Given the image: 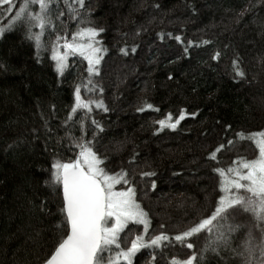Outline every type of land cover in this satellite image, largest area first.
Wrapping results in <instances>:
<instances>
[{
	"label": "trees",
	"instance_id": "1",
	"mask_svg": "<svg viewBox=\"0 0 264 264\" xmlns=\"http://www.w3.org/2000/svg\"><path fill=\"white\" fill-rule=\"evenodd\" d=\"M13 5H0V264H43L64 237L62 186L54 190L47 182L54 162L78 158L82 118L84 139L92 141L102 167L110 175L128 172L131 184L120 186H134L148 214L146 236L143 225L130 224L122 247L136 235L174 237L208 218L223 195L215 169L258 156L247 136L264 131V0H85L80 11L103 29L99 75L91 77L78 54L59 75L51 50L38 52L26 26L14 22L21 0ZM74 9L76 0L56 5L65 13L57 28L69 41L82 27ZM33 10L38 6L30 5ZM89 78L91 92L83 87ZM77 86L84 99L102 100L108 110L93 104L91 113L80 110L69 121ZM182 111L175 130L157 123ZM221 145L217 160L209 159ZM221 223L235 231H226L229 242L218 241L216 251L207 247L216 240L213 227L187 241L193 249L145 248L133 264H170L194 253L198 264H244L237 253L245 247L258 259L264 224L242 210Z\"/></svg>",
	"mask_w": 264,
	"mask_h": 264
},
{
	"label": "snow or ice",
	"instance_id": "2",
	"mask_svg": "<svg viewBox=\"0 0 264 264\" xmlns=\"http://www.w3.org/2000/svg\"><path fill=\"white\" fill-rule=\"evenodd\" d=\"M21 2L22 6H19L18 11L14 13V22H20L26 26L28 39L35 42L38 52L44 47L51 50V59L55 61V71L59 75L63 76L68 68L69 56L76 54L87 61V72L90 77L99 75L98 66L103 58L104 49L97 37L103 29L91 26L86 12L80 11L84 9L85 0H76L79 9H74V12H76L77 22L82 27L73 34L71 41L67 34H61V29L57 28L56 21L65 14L56 10L59 0H21ZM0 5L16 7L13 5V0H0ZM30 5L38 6L39 11H29ZM33 28H38L39 31L33 32ZM2 32L3 29H0V33ZM48 35L53 36L54 39L48 41ZM175 39L181 38L175 37ZM213 59L219 60L220 53H215ZM236 75L244 77L245 74L237 67ZM91 84L92 80L89 78L83 87L91 92L94 90L90 87ZM74 95L75 104L68 117L69 121L80 110H84L86 114L91 113L93 104L96 108L108 110L102 100L84 99L81 86L75 88ZM146 107L152 109L153 105L147 104ZM139 110L144 111V108ZM155 110L158 111V109ZM185 115L186 113L182 111L173 121L169 113L166 120H159L157 123L161 129L167 127L175 130L180 121L185 119ZM79 122L83 142L75 145L79 149L78 158L67 163L54 162L47 182L54 190L57 186H62L65 234L58 241L54 254L46 261V264H133V257L145 248L163 249L165 246L177 244L193 249L194 244L187 241L204 231L212 233L213 227L216 228V240L211 241L207 247L216 251L215 245L218 241H223L225 244L229 242L226 231L228 233L235 231L232 225H228L225 231L221 222L226 221L237 210L253 214L258 222L264 224V131L247 136L258 150L256 158H238L233 162L232 167L215 169L220 177V191L223 195L220 196L218 206L208 218L202 219L174 237L160 233L146 240L150 221L148 214L136 200V188L129 186L124 191L115 190L117 184H131L128 172L122 169L119 173L110 175L105 167H102L104 160L93 150L92 141L84 139L87 135L84 119L82 118ZM91 123L101 131L103 130L95 119H91ZM238 135L244 138L243 133ZM231 143L229 141V144ZM223 148L224 145L217 147L209 159L216 161L217 153ZM141 175L150 177L155 173L143 172ZM152 187L155 189L154 183ZM230 209L232 213L229 212ZM214 222H216L215 225ZM130 224L143 225L145 236L136 235L129 242L130 246L122 247L121 234L129 228ZM249 235L251 236V233ZM113 252H115L114 255ZM237 254L243 258L244 264H264V244L260 245L258 259L256 250L251 247H245L243 252ZM152 259L155 260V256ZM170 264H198V256L194 253L185 259L173 257Z\"/></svg>",
	"mask_w": 264,
	"mask_h": 264
},
{
	"label": "rangeland",
	"instance_id": "3",
	"mask_svg": "<svg viewBox=\"0 0 264 264\" xmlns=\"http://www.w3.org/2000/svg\"><path fill=\"white\" fill-rule=\"evenodd\" d=\"M115 190H117V191H124V190H127V188L121 187L120 184H117L115 186Z\"/></svg>",
	"mask_w": 264,
	"mask_h": 264
},
{
	"label": "water",
	"instance_id": "4",
	"mask_svg": "<svg viewBox=\"0 0 264 264\" xmlns=\"http://www.w3.org/2000/svg\"><path fill=\"white\" fill-rule=\"evenodd\" d=\"M65 238H66V237H65ZM52 254H54V252H53ZM50 257H51V256H50ZM50 257H49L48 259H50ZM48 259H47V260H48ZM47 260H46V261H47ZM46 261H45L43 264H46Z\"/></svg>",
	"mask_w": 264,
	"mask_h": 264
}]
</instances>
